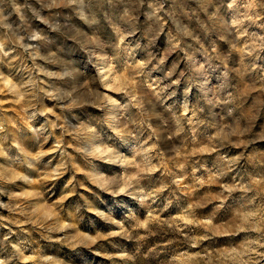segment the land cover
<instances>
[{"label": "clouds", "instance_id": "obj_1", "mask_svg": "<svg viewBox=\"0 0 264 264\" xmlns=\"http://www.w3.org/2000/svg\"><path fill=\"white\" fill-rule=\"evenodd\" d=\"M264 264V0H0V264Z\"/></svg>", "mask_w": 264, "mask_h": 264}, {"label": "rangeland", "instance_id": "obj_2", "mask_svg": "<svg viewBox=\"0 0 264 264\" xmlns=\"http://www.w3.org/2000/svg\"><path fill=\"white\" fill-rule=\"evenodd\" d=\"M86 258L88 260H92V261H95V264H102V262L98 261L97 258H94V257H91L90 254H86ZM74 264H82V261L80 258H74Z\"/></svg>", "mask_w": 264, "mask_h": 264}]
</instances>
